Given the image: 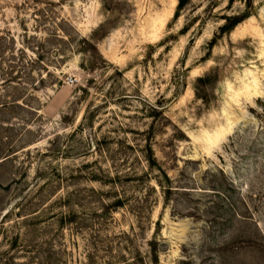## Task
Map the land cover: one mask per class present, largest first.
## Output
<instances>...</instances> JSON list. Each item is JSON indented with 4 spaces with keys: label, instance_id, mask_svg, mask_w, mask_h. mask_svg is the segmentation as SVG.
<instances>
[{
    "label": "rangeland",
    "instance_id": "obj_1",
    "mask_svg": "<svg viewBox=\"0 0 264 264\" xmlns=\"http://www.w3.org/2000/svg\"><path fill=\"white\" fill-rule=\"evenodd\" d=\"M245 9L0 0V264H264V0L222 30Z\"/></svg>",
    "mask_w": 264,
    "mask_h": 264
},
{
    "label": "trees",
    "instance_id": "obj_2",
    "mask_svg": "<svg viewBox=\"0 0 264 264\" xmlns=\"http://www.w3.org/2000/svg\"><path fill=\"white\" fill-rule=\"evenodd\" d=\"M245 4H246V9L242 14L234 15V16L230 15L225 17V24L222 26L223 32H230L238 23H240L245 18L253 14L254 0H245ZM155 261L156 262L158 261V257L157 260Z\"/></svg>",
    "mask_w": 264,
    "mask_h": 264
}]
</instances>
